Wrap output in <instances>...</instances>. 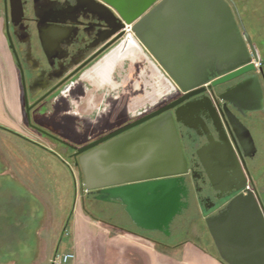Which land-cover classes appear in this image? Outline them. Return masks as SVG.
Wrapping results in <instances>:
<instances>
[{"label": "water", "instance_id": "water-1", "mask_svg": "<svg viewBox=\"0 0 264 264\" xmlns=\"http://www.w3.org/2000/svg\"><path fill=\"white\" fill-rule=\"evenodd\" d=\"M4 1L6 32L15 51L9 25L21 20L22 0ZM101 1L107 10L118 13L120 25L103 39L107 41L116 34L87 73L115 50L124 53L135 43L164 70L173 90L183 94L167 106L79 149L85 190L97 191L98 200L120 201L137 228L169 234L176 216L188 208L191 191L184 178L189 171L188 161L176 123H183V118L207 121L212 128L205 129L208 143L197 150V155L215 190L228 196L237 193L223 210L206 216L208 231L226 264H264V194L260 197L243 179L246 158L257 152L255 140L227 104L223 108L213 102L211 107L206 106L200 97L214 69L222 75L214 85H221L254 71L255 61L264 63L236 3ZM75 2L80 4L81 0ZM85 5L93 13L90 4ZM103 21L111 29L109 21ZM142 61L148 64L147 60L135 63ZM219 98L243 115L264 107L257 75L226 90Z\"/></svg>", "mask_w": 264, "mask_h": 264}, {"label": "flooded vegetation", "instance_id": "flooded-vegetation-1", "mask_svg": "<svg viewBox=\"0 0 264 264\" xmlns=\"http://www.w3.org/2000/svg\"><path fill=\"white\" fill-rule=\"evenodd\" d=\"M2 1L5 13V1ZM241 2L245 3V0ZM85 3L90 4L93 13H89ZM22 9L21 20L17 24L10 22L9 30L15 48V51H11L19 73L20 102L25 126L30 132L56 144L74 167L79 169L81 178L84 176L79 164V149L182 96L183 93L176 89L161 96L155 104L145 103L138 107L135 104L137 85L140 83L144 90L149 83L148 75H151L146 65L141 80H137L135 75L132 77L140 66L127 59L131 56L127 52L118 53L105 67L111 75L105 77L101 74L95 78L96 83L106 86L97 92L93 91L86 73L107 51V48L104 49L107 42L113 40L116 34L107 41L103 39L120 25L118 13L112 9L107 10L101 0H81L80 4L75 0H22ZM104 19L109 21L111 29L106 28ZM127 62L130 63L129 73L125 70ZM216 70L205 84V92L200 95L205 105L211 107L213 102L223 108L227 104L248 128L250 125H263L264 107L260 111L243 115L219 96L252 75H257L264 97V63L261 62L254 71L221 85H214V81L222 76ZM182 121L176 125L188 161L189 171L184 178L191 189L187 199L189 206L182 211V215L195 205L207 210L206 216L217 214L237 193L228 196L215 190L197 155V150L208 143L205 129H212L210 123L204 120L192 122L186 118ZM0 129L21 135L19 131L4 127L1 123ZM255 144L257 152L246 158L243 179L247 180L248 188L261 197L264 194V150L261 151L256 141ZM86 193L95 199L98 196L97 191ZM117 202L124 207L121 202Z\"/></svg>", "mask_w": 264, "mask_h": 264}, {"label": "rangeland", "instance_id": "rangeland-1", "mask_svg": "<svg viewBox=\"0 0 264 264\" xmlns=\"http://www.w3.org/2000/svg\"><path fill=\"white\" fill-rule=\"evenodd\" d=\"M236 1L256 50L264 59V0ZM0 11H4L2 0ZM136 64L140 68L132 77L135 75L141 80V71L147 64L145 61ZM129 67L127 62L125 70L128 73ZM136 92L139 98L143 97L142 85ZM14 107L11 100L0 99L4 127L15 129L17 124L21 130L15 129L21 134L17 136L0 129V264H51L57 246L60 252L64 251L66 224L73 218L79 203L102 219L132 224L118 202L88 196L79 169L56 144L27 130L21 102L17 115L13 114ZM249 128L263 151L264 124ZM194 208L176 216L169 234L158 232L154 236L168 245L199 239L201 228L208 230L204 221L207 210L197 205ZM207 235L212 240L209 231ZM201 242L208 241L201 239Z\"/></svg>", "mask_w": 264, "mask_h": 264}, {"label": "crops", "instance_id": "crops-1", "mask_svg": "<svg viewBox=\"0 0 264 264\" xmlns=\"http://www.w3.org/2000/svg\"><path fill=\"white\" fill-rule=\"evenodd\" d=\"M149 72L151 75L150 70ZM148 82L143 97L138 96L137 100L151 94L159 85L149 75ZM139 84L137 88H140ZM0 99L11 100L15 106L13 114H18L19 73L6 32L4 11H0ZM0 122H5L3 115H0ZM14 127L21 131L17 124ZM74 210L73 218L66 224L64 251L76 252V264H226L217 250H214V242L206 236L208 230L204 227L201 228L199 239H186L178 244L168 245L154 236V231L151 235L140 233L131 219L130 225L111 222L92 216L80 203ZM201 239L208 242L202 243Z\"/></svg>", "mask_w": 264, "mask_h": 264}, {"label": "bare ground", "instance_id": "bare-ground-1", "mask_svg": "<svg viewBox=\"0 0 264 264\" xmlns=\"http://www.w3.org/2000/svg\"><path fill=\"white\" fill-rule=\"evenodd\" d=\"M125 52L131 55L127 59L130 60L132 63L140 61V60H147V63H148L147 68L152 73L150 76L151 79H154L155 81H157L156 83H159V85L155 87L154 91L151 94H148L143 99L135 101V104L138 107L145 105V103L155 104L158 101L160 96L170 93L173 90L172 82L167 78V76L161 71L158 65L151 58H149L140 49L138 50V47L137 45L135 46V43L132 46H130ZM118 53L119 52L115 50L108 57H106L101 62H99L94 68H92L87 73V78L92 83L94 92H97L106 86L104 84L99 85L98 83H96L95 78L101 74L105 77L107 75H111L109 74L108 71L106 72L105 67L109 65L112 59L118 55ZM93 91H91V94L93 93Z\"/></svg>", "mask_w": 264, "mask_h": 264}, {"label": "built area", "instance_id": "built-area-1", "mask_svg": "<svg viewBox=\"0 0 264 264\" xmlns=\"http://www.w3.org/2000/svg\"><path fill=\"white\" fill-rule=\"evenodd\" d=\"M261 62L255 61V66L259 67ZM77 254L73 250L54 253L51 264H76Z\"/></svg>", "mask_w": 264, "mask_h": 264}, {"label": "trees", "instance_id": "trees-1", "mask_svg": "<svg viewBox=\"0 0 264 264\" xmlns=\"http://www.w3.org/2000/svg\"><path fill=\"white\" fill-rule=\"evenodd\" d=\"M88 211V210H87ZM92 216H96L94 215L92 212L88 211ZM98 217V216H97ZM137 230L140 232V233H143L145 235H151L153 231H145V230H141L139 228H137ZM183 232V231H182ZM158 243L162 244L163 242L162 241H158Z\"/></svg>", "mask_w": 264, "mask_h": 264}]
</instances>
